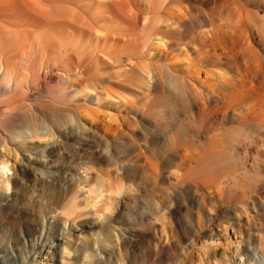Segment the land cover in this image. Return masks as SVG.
<instances>
[{
    "label": "bare ground",
    "instance_id": "obj_1",
    "mask_svg": "<svg viewBox=\"0 0 264 264\" xmlns=\"http://www.w3.org/2000/svg\"><path fill=\"white\" fill-rule=\"evenodd\" d=\"M228 156L235 185L264 188V0H0V169L14 175L0 229L26 222L25 250L0 243V264H30L59 210L65 226L87 215L82 166L202 171ZM39 172L50 199L33 196ZM203 246L199 264L236 263Z\"/></svg>",
    "mask_w": 264,
    "mask_h": 264
},
{
    "label": "rangeland",
    "instance_id": "obj_2",
    "mask_svg": "<svg viewBox=\"0 0 264 264\" xmlns=\"http://www.w3.org/2000/svg\"><path fill=\"white\" fill-rule=\"evenodd\" d=\"M143 133L141 136L146 135L142 138H147V131ZM147 140L158 143L153 134ZM9 167L5 172L0 169V196L13 193L14 175ZM125 168L129 169L128 164ZM131 171L79 168V187L74 191L78 192L79 209L87 215L76 222L69 220L65 226L59 210L62 220H50L59 225L53 227L52 238L43 244L44 251L30 264H81L86 253L93 255L92 264H199L203 244L220 256L235 252V264L240 262L237 251L243 256L255 253L256 258L264 253V244L257 242L264 236V188L235 185V156L223 157L218 167L202 171L178 166L158 173L147 168ZM40 172L31 176V186L36 188L31 190H36V200H47L56 188L50 186L48 175ZM51 177L56 179L55 175ZM209 218L212 221L208 224ZM92 219H96L94 226L87 228ZM199 221L205 224L203 233H199ZM4 224L9 228L0 229V243L13 246L18 256L21 249L25 250L22 243L26 222Z\"/></svg>",
    "mask_w": 264,
    "mask_h": 264
}]
</instances>
